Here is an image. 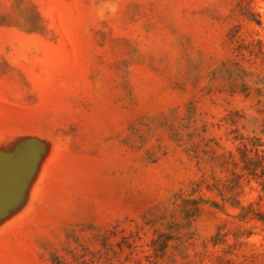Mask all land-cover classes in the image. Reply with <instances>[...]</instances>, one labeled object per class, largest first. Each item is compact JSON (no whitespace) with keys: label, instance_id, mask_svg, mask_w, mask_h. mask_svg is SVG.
<instances>
[{"label":"rangeland","instance_id":"rangeland-1","mask_svg":"<svg viewBox=\"0 0 264 264\" xmlns=\"http://www.w3.org/2000/svg\"><path fill=\"white\" fill-rule=\"evenodd\" d=\"M0 264H264V0H0Z\"/></svg>","mask_w":264,"mask_h":264}]
</instances>
